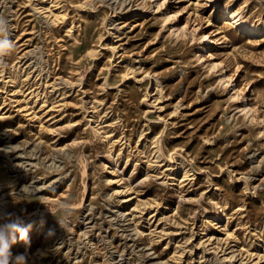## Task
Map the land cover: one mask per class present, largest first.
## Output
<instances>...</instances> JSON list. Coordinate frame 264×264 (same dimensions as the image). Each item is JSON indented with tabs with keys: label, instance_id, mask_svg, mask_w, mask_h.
<instances>
[{
	"label": "rangeland",
	"instance_id": "1",
	"mask_svg": "<svg viewBox=\"0 0 264 264\" xmlns=\"http://www.w3.org/2000/svg\"><path fill=\"white\" fill-rule=\"evenodd\" d=\"M0 17V210L31 225L13 256L264 264V0H0Z\"/></svg>",
	"mask_w": 264,
	"mask_h": 264
},
{
	"label": "clouds",
	"instance_id": "2",
	"mask_svg": "<svg viewBox=\"0 0 264 264\" xmlns=\"http://www.w3.org/2000/svg\"><path fill=\"white\" fill-rule=\"evenodd\" d=\"M13 47L8 39V22L0 17V58L9 54ZM68 207L70 206L61 204L58 210L64 212ZM58 224L60 227L66 226V215L58 221ZM30 228L31 225L25 224L20 216L6 209L0 210V264H26V257L13 256L11 249L17 242V238L23 241L28 240ZM50 234H54V230H50Z\"/></svg>",
	"mask_w": 264,
	"mask_h": 264
},
{
	"label": "bare ground",
	"instance_id": "3",
	"mask_svg": "<svg viewBox=\"0 0 264 264\" xmlns=\"http://www.w3.org/2000/svg\"><path fill=\"white\" fill-rule=\"evenodd\" d=\"M154 1V0H153ZM161 6V4H158L156 7L157 8H159ZM230 9H227V12L229 13V14H231L232 12L231 11H229ZM45 13V12H44ZM175 16V14H173V15H165L164 17H163V20H164V22L165 23H168V22H171L172 20H173V17ZM232 17H233V23L235 24V25H240L242 28H243V30H244V32L246 33V34H248V35H255V34H259V29L258 28H254L253 26H250V24H248V23H246V22H241L240 21V19H235V17H237L238 15L237 14H235V13H232V15H231ZM63 16L61 15V18H62ZM60 18H58V16H56V15H54V19L53 20H50L49 21V19H45V24H47V25H54V23H56V21L57 20H59ZM175 31H179V29L177 28ZM260 31H262V29H260ZM203 37V39L204 40H207V37L206 36H202ZM93 51H90V53H92ZM33 53V52H32ZM31 53V54H32ZM35 53V52H34ZM35 57H37V56H35ZM39 58V57H38ZM1 59V58H0ZM40 59V58H39ZM23 62V61H22ZM38 62H39V60H38ZM38 64V63H37ZM26 65V64H25ZM30 66V65H29ZM33 67V66H32ZM37 68V67H36ZM130 69V68H129ZM128 69V70H129ZM24 70V69H23ZM133 71V70H132ZM131 71V72H132ZM38 75L36 76V77H40V79H43V80H45V81H47V79H48V74H46V73H42V70H39L38 69ZM131 72H126L125 73V75H126V77H128V75H129V73H131ZM31 73V72H30ZM32 73H33V71H32ZM37 73V72H36ZM134 73V72H133ZM27 76H29V75H27ZM35 76V75H34ZM146 76L147 77H149V75L148 74H146ZM29 78V77H28ZM34 78V77H33ZM44 83H46V82H44ZM64 83L62 82V81H59V82H57V83H54V84H52V86H54V88H57L58 87V90L60 89V87L63 85ZM106 84V83H105ZM50 86V85H49ZM155 92H154V94H150V96H153V102H157L158 100H160L161 99V90H160V84L155 80ZM55 90V89H54ZM148 92H150V91H148ZM89 103H91V102H89ZM158 103H156L155 105H157ZM90 108V107H89ZM97 108V107H96ZM94 109V108H93ZM242 111H245V114H247L248 112H249V110L250 109H248L247 107H243L242 109H241ZM92 117V116H91ZM90 119V122L91 121H94V119H91V118H89ZM94 122H98V120H95ZM101 124V122L99 121V123H95V125H94V132L95 133H99L100 132V130H99V126L98 125H100ZM102 133V132H101ZM107 132H105L104 134H105V137L104 138H110L111 137V135H109V134H106ZM153 143H156V151H155V154H156V158H164L166 161H165V164H167L168 166H170L171 165V163H174V161H173V159H174V157L172 156V154L169 156V157H165L163 154V150H162V148H161V146H160V142H159V140H158V138L157 139H155L154 140V142ZM25 150V149H24ZM12 151V150H11ZM6 153V152H5ZM21 156V155H20ZM22 157V156H21ZM31 158V157H30ZM159 160V159H158ZM160 161H164V160H161L160 159ZM56 163V162H55ZM180 166L184 169V170H186V171H189L190 169H186V166L184 165V160H182L181 159V163H180ZM170 171H171V167H169L168 168ZM167 169V170H168ZM174 170H172V172H173ZM169 174H172L171 172H169ZM170 178V176H168V179ZM243 184H244V186H245V188H247V182L244 180L243 181ZM42 188V187H41ZM43 190V189H42ZM39 191V190H38ZM41 191V190H40ZM129 199H127V200H124V201H128ZM2 204H4L3 203V201H2V196L0 195V205H2ZM218 207V206H217ZM219 208V207H218ZM238 209H240V208H238ZM221 214H223L224 215V213H223V211L221 210ZM113 216V215H112ZM119 217V216H118ZM123 229V228H122ZM126 232V231H125ZM132 234V233H131ZM131 237V236H130ZM202 244H204L203 242H202ZM196 245V244H195ZM71 246V245H70ZM199 246V245H198ZM202 246V245H201ZM200 246V247H201ZM206 246V245H205ZM204 247V246H203ZM70 249V248H69ZM201 249V248H200ZM214 250H217V249H214ZM223 250V249H222ZM218 251V250H217ZM225 251V250H224ZM202 252V251H201ZM222 252V251H221ZM204 253H205V251H203V253L202 254H200L199 256H198V258L200 259V257H206L205 255H204ZM218 253V252H217ZM223 253V252H222ZM235 254V253H234ZM219 256V255H218ZM222 256H223V254H222ZM235 256V255H234ZM260 256V255H259ZM220 257V256H219ZM261 257H263V255L261 256ZM121 258V257H120ZM247 258V257H246ZM259 258V257H258ZM248 259V258H247ZM209 261V264H217V262H219L220 261V263L221 262H224V261H226V260H228V261H230V262H232V260H233V256H229V257H224V258H222V259H219L218 257H214V258H209L208 259ZM238 260V259H237ZM243 260V259H242ZM258 260V259H257ZM118 261V260H117ZM119 261H120V259H119ZM118 261V262H119ZM228 261H226V262H228ZM252 261V260H251ZM113 263V262H112ZM123 263V262H122ZM234 263V262H233ZM240 263V262H239ZM114 264V263H113ZM117 264V263H116ZM158 264V263H157ZM222 264V263H221ZM255 264V263H254Z\"/></svg>",
	"mask_w": 264,
	"mask_h": 264
}]
</instances>
